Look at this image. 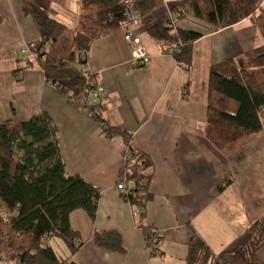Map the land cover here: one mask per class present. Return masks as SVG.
Here are the masks:
<instances>
[{"label": "crops", "instance_id": "1", "mask_svg": "<svg viewBox=\"0 0 264 264\" xmlns=\"http://www.w3.org/2000/svg\"><path fill=\"white\" fill-rule=\"evenodd\" d=\"M173 1L178 0H156L159 7ZM257 12L224 29L192 14L179 20V28L202 35L193 42L189 70L178 66L141 23L132 31L150 56L143 68L132 64L131 46L119 23L93 42L85 69L98 76L101 116L107 125L130 134L131 145L154 164L148 189L152 198L145 219H138L117 188L127 141L109 139L102 124L49 83L37 63L24 67L21 49L36 42L39 31L23 13L22 0H0V121L49 114L67 173L101 191L95 221L83 211L71 215L72 227L82 235L75 255L67 247L60 257V245L47 239L45 245L59 258L73 264H186L192 228L218 253L264 214V195L257 197V185H264V130L229 150L217 149L205 133L210 70L229 59H244L264 44V26L256 30ZM79 16L78 9L68 20L74 31ZM225 181L230 182L219 191ZM144 228L162 233L157 254L151 252ZM104 231L122 236L124 253L95 244L94 235ZM258 259L263 264L259 254Z\"/></svg>", "mask_w": 264, "mask_h": 264}, {"label": "trees", "instance_id": "2", "mask_svg": "<svg viewBox=\"0 0 264 264\" xmlns=\"http://www.w3.org/2000/svg\"><path fill=\"white\" fill-rule=\"evenodd\" d=\"M130 1L141 16L146 33L160 42L178 66H192L193 42L200 33L179 28L186 15L208 22L217 29L235 25L258 10L264 0H178L159 7L156 0H79V24L61 17L68 15L63 2L22 0L23 13L39 31L27 60V68L37 63L48 82L59 88L81 108L82 101L99 87L98 76L85 67L93 42L120 19L122 4ZM115 15L110 21L109 14ZM264 39V36H263ZM139 68H143L142 66ZM205 133L217 149H233L241 140L264 130V44L246 52L244 59H229L211 68L208 83ZM101 103L89 110L91 118L103 126L109 138L121 137L128 143L120 177L133 180L123 194L133 209L142 208L145 219L148 192L154 174L152 159L131 145L132 136L107 125ZM89 116V115H87ZM90 117V116H89ZM230 181L220 184L223 191ZM143 185V187H142ZM101 191L79 175L66 171L59 145L58 129L51 116L40 113L24 122L0 121V261L13 264H73L46 246L47 239L59 238L75 255L82 235L71 224V215L85 212L95 221ZM144 228L149 243L148 231ZM186 264H260L258 251L264 247V214L224 247L214 253L192 228ZM104 250L124 253L122 236L114 231L94 235Z\"/></svg>", "mask_w": 264, "mask_h": 264}, {"label": "built area", "instance_id": "3", "mask_svg": "<svg viewBox=\"0 0 264 264\" xmlns=\"http://www.w3.org/2000/svg\"><path fill=\"white\" fill-rule=\"evenodd\" d=\"M120 19L117 23H119L123 30L125 31L126 38L131 46V56H132V64L137 67H145L150 62V56L147 52L146 47L143 45L141 39L133 34L132 29L136 27L140 21L141 16L139 13L133 9L132 4L130 1H125L122 4L121 11L119 13ZM110 21L115 20L114 14H109ZM172 22L178 26L179 22H177L176 17L174 14L171 16ZM35 45L34 42L29 44V49L31 53V48ZM172 55V52L169 54ZM33 59V54L31 53L30 58ZM24 67L27 68V62L24 63ZM85 67L83 66V69ZM50 83V82H49ZM103 94L99 87H97L94 92L87 97L85 100L82 101L81 110L86 114L92 117V114L89 112L90 108L95 104L102 103ZM132 156L129 151L125 152L124 162L126 160H131ZM134 184L133 180H129L126 177H121L118 181L117 188L126 193L130 190V187ZM143 187V185H142ZM143 209L137 208L133 209V217H138ZM148 238H149V247L153 254H157L159 252V245L161 243V234L156 229H150L148 231Z\"/></svg>", "mask_w": 264, "mask_h": 264}, {"label": "rangeland", "instance_id": "4", "mask_svg": "<svg viewBox=\"0 0 264 264\" xmlns=\"http://www.w3.org/2000/svg\"><path fill=\"white\" fill-rule=\"evenodd\" d=\"M60 2H63L64 5H65V11L68 12V15H66L65 17V13H61V17L66 19V20H69V18H73L77 12H78V9H79V0H55V3L58 4ZM256 17H257V27H256V30L258 29V27L260 26H264V15L260 12H257L256 14ZM248 26L251 24V22H247ZM37 42V41H36ZM32 43V42H31ZM35 43V42H34ZM30 44V43H29ZM29 44L25 45L22 49H21V55H23L25 58H26V62L27 60H29L30 58V49H29ZM32 60V59H30ZM257 197L259 198V196H262L264 195V185H257ZM260 199V198H259ZM161 234V237H162V233L159 232ZM53 239V243L54 241H56V243H58L60 246L56 247V250L58 252V255L60 257H64L65 255L64 254V251H68V248H67V245L65 244V242L59 238H52ZM56 244H54L55 246ZM220 250L218 251H215V252H219ZM258 254H259V257H260V260L261 262L264 264V247L258 251ZM175 263H176V260H175ZM0 264H13V263H7V262H0Z\"/></svg>", "mask_w": 264, "mask_h": 264}]
</instances>
